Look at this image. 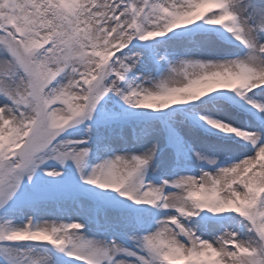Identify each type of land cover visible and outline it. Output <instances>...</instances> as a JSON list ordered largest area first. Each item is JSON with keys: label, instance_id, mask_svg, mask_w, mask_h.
<instances>
[{"label": "snow or ice", "instance_id": "obj_1", "mask_svg": "<svg viewBox=\"0 0 264 264\" xmlns=\"http://www.w3.org/2000/svg\"><path fill=\"white\" fill-rule=\"evenodd\" d=\"M0 264H264V0H0Z\"/></svg>", "mask_w": 264, "mask_h": 264}]
</instances>
